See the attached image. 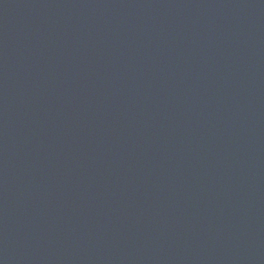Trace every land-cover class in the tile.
I'll return each instance as SVG.
<instances>
[{
	"label": "water",
	"instance_id": "water-1",
	"mask_svg": "<svg viewBox=\"0 0 264 264\" xmlns=\"http://www.w3.org/2000/svg\"><path fill=\"white\" fill-rule=\"evenodd\" d=\"M0 264H264V0H0Z\"/></svg>",
	"mask_w": 264,
	"mask_h": 264
}]
</instances>
